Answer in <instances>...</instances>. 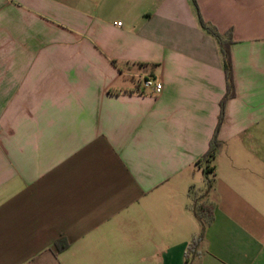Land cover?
Here are the masks:
<instances>
[{
	"label": "crops",
	"instance_id": "1",
	"mask_svg": "<svg viewBox=\"0 0 264 264\" xmlns=\"http://www.w3.org/2000/svg\"><path fill=\"white\" fill-rule=\"evenodd\" d=\"M195 1L208 177L193 0H0V264H264V0Z\"/></svg>",
	"mask_w": 264,
	"mask_h": 264
},
{
	"label": "trees",
	"instance_id": "2",
	"mask_svg": "<svg viewBox=\"0 0 264 264\" xmlns=\"http://www.w3.org/2000/svg\"><path fill=\"white\" fill-rule=\"evenodd\" d=\"M194 4L196 6L199 21L201 24V27L210 35L216 38L219 47L221 49V53L223 56L224 61V71L226 76V84H227V91L225 96L223 97L221 101V109H220V115H219V121L218 125L216 127L213 139L210 143V148L206 155L197 163L198 166L202 167L204 173L206 176L213 175L215 173V165L214 161L220 146L219 140H218V132L220 130L221 125L224 122L225 119V108L228 100L235 97L236 91H235V84H234V77H233V64H232V55H231V46L233 44V38L231 32H228L227 34H221L216 27L211 25L210 23H207L203 20V18L200 15L197 3L195 0ZM208 188H211L212 181L208 180L207 182ZM214 205L210 203L202 202L201 198H195V213L197 215V218L201 222V232L198 237H196L191 245L189 246V249L186 254L187 264H196V259L199 256V246L204 238L206 229L208 226H210L214 222ZM64 244L61 246V248H67L68 243L66 241H63Z\"/></svg>",
	"mask_w": 264,
	"mask_h": 264
},
{
	"label": "built area",
	"instance_id": "3",
	"mask_svg": "<svg viewBox=\"0 0 264 264\" xmlns=\"http://www.w3.org/2000/svg\"><path fill=\"white\" fill-rule=\"evenodd\" d=\"M144 88L152 89L156 93H160L163 89V85L161 83H156L153 79H146L144 81Z\"/></svg>",
	"mask_w": 264,
	"mask_h": 264
}]
</instances>
